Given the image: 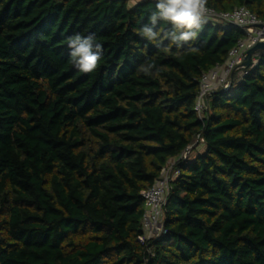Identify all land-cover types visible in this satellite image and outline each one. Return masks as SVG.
I'll use <instances>...</instances> for the list:
<instances>
[{"label":"trees","instance_id":"1","mask_svg":"<svg viewBox=\"0 0 264 264\" xmlns=\"http://www.w3.org/2000/svg\"><path fill=\"white\" fill-rule=\"evenodd\" d=\"M156 2L0 0V264H264V51L199 119L201 76L244 31L203 22L177 47L160 21L148 40ZM240 6L264 20V0L206 3ZM76 34L102 45L94 72L69 62ZM197 135L166 234L139 242L141 192Z\"/></svg>","mask_w":264,"mask_h":264},{"label":"built area","instance_id":"2","mask_svg":"<svg viewBox=\"0 0 264 264\" xmlns=\"http://www.w3.org/2000/svg\"><path fill=\"white\" fill-rule=\"evenodd\" d=\"M204 22L221 26H236L244 31L245 36L229 51L226 60L204 73L199 80V91L195 100V111L199 119L203 118L207 109V98L217 90L226 91L239 82L246 74L247 69L256 63V52L251 55V65H243L246 52L257 43L264 41V20L258 19L245 7L240 6L229 12H218L206 7ZM204 140L196 136L193 143L175 158L170 159L161 168L159 177L147 189L141 192L144 201V212L141 218V234L139 242L157 240L166 234L164 214L170 182L173 181L178 170L175 165L179 161L190 160L198 147L203 148Z\"/></svg>","mask_w":264,"mask_h":264},{"label":"clouds","instance_id":"3","mask_svg":"<svg viewBox=\"0 0 264 264\" xmlns=\"http://www.w3.org/2000/svg\"><path fill=\"white\" fill-rule=\"evenodd\" d=\"M207 0H157L156 11L149 17L141 32L148 40H156L160 35L154 29L163 21L172 26L165 38L180 47L183 42L195 40L204 22ZM70 51V63L82 73L94 72L101 59L102 45L96 42L94 34L82 36L76 34L67 41ZM155 67L149 64L143 67L145 74Z\"/></svg>","mask_w":264,"mask_h":264},{"label":"water","instance_id":"4","mask_svg":"<svg viewBox=\"0 0 264 264\" xmlns=\"http://www.w3.org/2000/svg\"><path fill=\"white\" fill-rule=\"evenodd\" d=\"M260 50L264 51V41L257 43L255 46H253L246 52V56L243 62V65L246 68H248L251 65V55Z\"/></svg>","mask_w":264,"mask_h":264},{"label":"rangeland","instance_id":"5","mask_svg":"<svg viewBox=\"0 0 264 264\" xmlns=\"http://www.w3.org/2000/svg\"><path fill=\"white\" fill-rule=\"evenodd\" d=\"M129 1V4L130 6L134 5L137 1H140V0H128ZM204 148V147H203ZM202 148L201 147H198V151H201ZM193 158V157H192Z\"/></svg>","mask_w":264,"mask_h":264}]
</instances>
